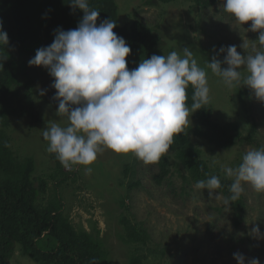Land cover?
Listing matches in <instances>:
<instances>
[{"label": "rangeland", "instance_id": "374dc122", "mask_svg": "<svg viewBox=\"0 0 264 264\" xmlns=\"http://www.w3.org/2000/svg\"><path fill=\"white\" fill-rule=\"evenodd\" d=\"M113 2L121 26L131 29L137 20L159 36L157 48L162 55L182 53L184 47L191 49L198 65L207 72L209 102L216 122H237L245 135L256 127L258 145L236 144L226 149L204 137L190 135L212 173L226 178L222 166L235 168L248 151L264 147V103L252 97L242 83L229 88L206 68L207 61L221 47L236 45L242 55L254 54L258 33L246 30L251 21L239 25L230 14L220 11L219 4L203 8L192 0ZM244 41L248 44L247 53L239 47ZM15 54L25 69L18 74L19 83L11 93L16 112L9 116L10 123L5 128L12 151L7 160L33 161L29 177L36 186L46 181L47 187L39 202L61 199L64 216L76 231L100 241L108 264H131L137 246L164 251L142 264H238L236 253L258 258L264 264V192H256L248 183L243 184L241 195L245 202L242 222L236 225L238 217L232 203L226 205L219 190L222 198L217 200L209 197L207 189H197V182L186 178L187 172L171 151L164 156L170 159L172 172L161 181L157 162L146 164L134 153H116L107 148L90 165H58L57 154L48 152V142L43 137L44 129L51 123L66 124V119L57 115L54 78L44 67L29 66L30 54L18 50ZM219 58L222 60L223 55ZM126 60L131 70L130 64L136 63L137 57L129 55ZM27 92L32 95L37 121L30 114ZM198 125L193 114L189 116L186 127L191 130ZM130 181L139 184L129 189ZM122 219L136 225L135 233L146 235V242H130ZM257 227L259 233L254 231ZM11 264L44 263L25 255L17 244Z\"/></svg>", "mask_w": 264, "mask_h": 264}, {"label": "clouds", "instance_id": "9594fccd", "mask_svg": "<svg viewBox=\"0 0 264 264\" xmlns=\"http://www.w3.org/2000/svg\"><path fill=\"white\" fill-rule=\"evenodd\" d=\"M70 6L83 12L78 26L56 30L53 42L37 49L28 62L46 68L54 78L57 115L66 119L64 125L51 123L44 129L48 152L57 154L65 168L90 165L105 148L134 153L146 164L158 161L169 151L174 136L183 132L189 116L209 103L205 68L184 47L182 53L152 55L130 70L126 58L132 49L114 31L117 24L112 19L98 24L100 12L90 7L89 0H70ZM218 7L239 25L251 21L246 30L258 33V48L247 53L244 41L239 47L247 54L242 55L236 45L221 47L206 68L229 88L242 83L264 103V0H220ZM9 43L0 22V49H7ZM6 58L0 54V62ZM189 86L194 89L190 107ZM222 171L232 180L230 195L223 197L226 205L240 199L244 183L264 192V147L248 151L237 167L222 166ZM195 187L207 189L210 198H222L216 175L199 180ZM254 231L259 233V228ZM234 258L238 264H260L258 258L240 253Z\"/></svg>", "mask_w": 264, "mask_h": 264}, {"label": "trees", "instance_id": "16d2710c", "mask_svg": "<svg viewBox=\"0 0 264 264\" xmlns=\"http://www.w3.org/2000/svg\"><path fill=\"white\" fill-rule=\"evenodd\" d=\"M160 1L169 3L173 0ZM192 1L203 8L220 3V0ZM89 4L100 12L98 24L105 19H112L117 24L114 31L131 47L130 55L137 57V62L130 64L132 69L145 58L162 55L157 48L159 36L151 28L137 20L131 29L119 24L113 0H89ZM82 16L81 10H74L70 6V0H0V22L10 42L7 49H0V54L7 57L0 62V264H11L17 244L21 245L25 255L44 264H108L107 252L101 247L100 241L86 232L76 231L64 216L61 199L55 198L46 204L39 202V196L46 192L47 187L46 181L42 180L36 186L29 177L28 169L33 161L26 159L21 162L17 158L7 160L12 151L8 147L9 137L5 128L9 126V116L16 112L10 101L11 93L19 83L18 74L25 69V64L17 57L15 50L34 57L37 49L53 42L56 30L76 28ZM193 92L194 89L189 86V107ZM27 97L31 104L30 114L37 121L31 93L27 92ZM193 116L199 123L198 127L190 130L185 126L182 133L174 136L169 151L174 153L187 172L186 178L198 182L211 175L218 176L222 185L218 190L227 197L230 195L229 186L232 181L211 172L190 135L204 137L226 149L236 144L258 145L254 133L256 127L253 126L252 132L245 135L237 122H216L210 102L193 113ZM55 161L62 165L57 155ZM156 162L160 167L158 181H161L172 172V164L164 155ZM138 184L139 182L130 181L128 187L131 189ZM232 206L238 217L235 223L239 225L245 209L243 197L233 202ZM121 222L130 242H146V235L135 233L136 225H132L128 219H122ZM163 253V250L159 252L150 247L137 246L133 251L131 264H142L150 256Z\"/></svg>", "mask_w": 264, "mask_h": 264}]
</instances>
